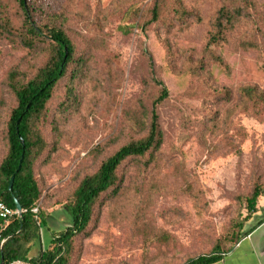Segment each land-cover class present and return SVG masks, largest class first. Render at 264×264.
Returning <instances> with one entry per match:
<instances>
[{"label": "rangeland", "instance_id": "1", "mask_svg": "<svg viewBox=\"0 0 264 264\" xmlns=\"http://www.w3.org/2000/svg\"><path fill=\"white\" fill-rule=\"evenodd\" d=\"M156 1L54 0L76 48L74 65L82 58L85 65L74 83L79 103L59 109L68 78L49 103L42 130L49 150L59 144L35 166L39 206L47 213L30 258L73 224L67 205L81 178L146 133L160 83L169 96L156 106L165 139L158 160L123 164V193L102 197L90 226L75 238L70 264H183L211 253L219 241L230 247L255 221L247 198L255 182L264 185V114L242 110L240 90H264V0H166L160 18L147 24ZM0 2L22 25L16 0ZM224 4L243 15L213 52L207 42ZM178 6L187 11L184 19L175 12ZM45 59L44 46L33 51L0 37V161L16 105L5 85L8 72L18 67L30 75ZM144 221L148 237L137 227Z\"/></svg>", "mask_w": 264, "mask_h": 264}, {"label": "trees", "instance_id": "2", "mask_svg": "<svg viewBox=\"0 0 264 264\" xmlns=\"http://www.w3.org/2000/svg\"><path fill=\"white\" fill-rule=\"evenodd\" d=\"M166 0H157L150 9L154 22L160 18ZM22 13V25L16 26L0 2V37L19 42L29 50L44 46L46 59L30 75L18 67H12L8 72L5 85L15 98L16 105L10 110L4 132L5 153L0 161V202L16 209L17 202L22 206V214L15 213L7 228L10 238L0 254V264H11L21 259L30 264H70L75 247V238L84 233L90 226L98 203L106 194L118 196L123 193L124 176L120 168L127 160H145L146 164L158 160L164 144V132L159 122L156 106L169 96L168 88L163 84L158 97L153 103V109L146 124V133L138 138H132L107 156L99 165L98 170L91 175L81 178L72 198L68 203L73 224L64 231L53 234V241L48 248L40 250L37 256L29 257L31 245L41 235L44 216L39 206L42 188L35 174L36 163L45 156H51L59 141H54L52 149L43 133V126L50 111V102L54 97L58 84L64 78L69 79L66 85V97L59 105V109L66 110L79 103L75 81L80 75L85 58L76 60V48L60 21L61 13L54 9V0H16ZM176 10V14L184 19L185 8ZM54 9V10H53ZM242 11L234 4L222 5L213 21L207 47L214 52V47L225 40L226 31L235 27L242 18ZM61 22V23H60ZM219 63H224L220 55H212ZM150 61L153 62L152 57ZM153 64H151V67ZM200 70L205 66L200 64ZM5 100L0 97V105ZM240 107L255 115L264 114V90L258 86L246 85L240 90ZM19 121V122H18ZM57 135L58 126H53ZM21 139L24 140L22 143ZM20 166V168H19ZM15 175L12 189L10 180ZM264 197V185L255 182L253 190L247 198L249 213H255L259 198ZM37 209V210H36ZM148 221V220H147ZM140 232L145 236L151 232L149 225L137 224ZM239 227V226H238ZM252 227L243 232L230 247L225 242H217L209 254L199 255L183 264H212L223 258L235 245L246 236ZM235 235V232L232 233ZM231 235L225 239L228 241Z\"/></svg>", "mask_w": 264, "mask_h": 264}, {"label": "crops", "instance_id": "3", "mask_svg": "<svg viewBox=\"0 0 264 264\" xmlns=\"http://www.w3.org/2000/svg\"><path fill=\"white\" fill-rule=\"evenodd\" d=\"M253 220L252 230L212 264H264V207H259Z\"/></svg>", "mask_w": 264, "mask_h": 264}, {"label": "built area", "instance_id": "4", "mask_svg": "<svg viewBox=\"0 0 264 264\" xmlns=\"http://www.w3.org/2000/svg\"><path fill=\"white\" fill-rule=\"evenodd\" d=\"M22 212L23 210L20 211L17 208L12 209L4 202H0V254L10 238V235H7L6 231L11 222L12 215H14L15 213L21 215ZM11 264H30V262L17 259L14 260Z\"/></svg>", "mask_w": 264, "mask_h": 264}, {"label": "water", "instance_id": "5", "mask_svg": "<svg viewBox=\"0 0 264 264\" xmlns=\"http://www.w3.org/2000/svg\"><path fill=\"white\" fill-rule=\"evenodd\" d=\"M19 122V121H18ZM22 143H24V140L21 139ZM20 168V166H19ZM14 179H15V175L12 176L11 180H10V185H9V188L12 189L13 187V183H14ZM17 209L22 211V206L20 205L19 202H17ZM1 264H4V261L1 262Z\"/></svg>", "mask_w": 264, "mask_h": 264}]
</instances>
